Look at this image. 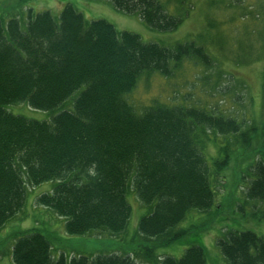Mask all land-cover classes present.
<instances>
[{
	"label": "trees",
	"instance_id": "1",
	"mask_svg": "<svg viewBox=\"0 0 264 264\" xmlns=\"http://www.w3.org/2000/svg\"><path fill=\"white\" fill-rule=\"evenodd\" d=\"M107 1L159 32L176 30L191 10L187 0H173L172 9L166 5L170 0ZM58 12L56 17L49 10L28 9L23 29L22 17L0 19V228L24 206L25 182L55 181L52 191L36 201L66 219L68 234L117 235L131 214L126 199L131 190L149 207L138 232L151 243L126 254L79 255L68 264H143L136 260L138 252L149 262L157 247L186 233L174 227L189 210L205 212L214 203L199 134L207 128L242 136L241 123L158 101L136 113L124 97L143 73L168 76L184 58L208 66L203 44L143 42L103 19L88 21L70 3ZM70 98L71 109L65 106ZM20 102L50 112L49 121L6 109ZM262 148L246 193L250 199H264ZM217 245L228 264H264V237L252 231L228 232ZM50 250L46 236L30 228L14 242L12 259L15 264H66ZM159 263L206 264L199 245L187 247L179 258L163 256Z\"/></svg>",
	"mask_w": 264,
	"mask_h": 264
},
{
	"label": "rangeland",
	"instance_id": "2",
	"mask_svg": "<svg viewBox=\"0 0 264 264\" xmlns=\"http://www.w3.org/2000/svg\"><path fill=\"white\" fill-rule=\"evenodd\" d=\"M187 1L191 10L179 27L159 32L150 30L139 15L115 10L107 0H0V19L22 17V29L28 9L33 13L49 10L57 17L59 5L70 3L88 21L103 19L119 31L137 34L143 42L171 47L176 42L194 41L207 47L211 59L208 66L184 58L168 76L157 71L143 73L124 96L136 113L152 102L175 103L232 117L241 123L244 132L242 136L240 132L223 135L204 128L205 133L199 134L202 137L197 144L208 167L214 203L205 212L189 210L174 227L175 231L186 233L167 246L157 247L155 259L145 263L144 254L138 252L136 260L143 264H160L159 260L166 255L179 258L191 245L203 248L206 264H228L217 245L228 232L249 230L264 237V199H250L246 194L264 145V33L260 32L264 0ZM174 2L170 0L166 5L172 9ZM257 13V20H252L251 16ZM208 23L212 24L209 28L205 27ZM71 100L65 104L69 109ZM6 109L39 121H49L51 116L50 112L34 109L25 102L8 104ZM54 184L55 181H47L33 186L25 182L24 206L0 228V264H15L13 244L30 228L44 234L50 242L52 257L58 259L62 255L66 264L79 255L126 254L151 243L138 232L139 220L149 207L140 202L134 191L126 194L131 214L123 232L113 236L95 231L72 235L65 230V218L36 201L39 195L50 193Z\"/></svg>",
	"mask_w": 264,
	"mask_h": 264
},
{
	"label": "crops",
	"instance_id": "3",
	"mask_svg": "<svg viewBox=\"0 0 264 264\" xmlns=\"http://www.w3.org/2000/svg\"><path fill=\"white\" fill-rule=\"evenodd\" d=\"M62 7H63V4L59 5L58 11H60Z\"/></svg>",
	"mask_w": 264,
	"mask_h": 264
}]
</instances>
